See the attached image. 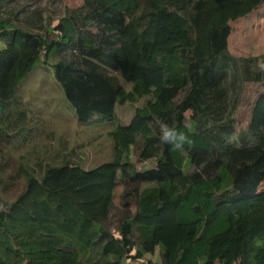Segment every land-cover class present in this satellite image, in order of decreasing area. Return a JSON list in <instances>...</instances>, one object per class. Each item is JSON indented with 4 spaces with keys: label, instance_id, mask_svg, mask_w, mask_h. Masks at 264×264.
<instances>
[{
    "label": "trees",
    "instance_id": "16d2710c",
    "mask_svg": "<svg viewBox=\"0 0 264 264\" xmlns=\"http://www.w3.org/2000/svg\"><path fill=\"white\" fill-rule=\"evenodd\" d=\"M117 1L0 0V151L17 89L39 64L80 123L115 125L110 161L7 176L4 192L25 182L0 209V264H84L77 248L97 249L101 264H264V92L241 144L208 124L183 156L159 138L161 121L186 130L188 111L227 108L233 25L264 0ZM239 60L244 81L264 84L257 57ZM129 154L151 166L138 170ZM160 245V262L146 260Z\"/></svg>",
    "mask_w": 264,
    "mask_h": 264
},
{
    "label": "rangeland",
    "instance_id": "374dc122",
    "mask_svg": "<svg viewBox=\"0 0 264 264\" xmlns=\"http://www.w3.org/2000/svg\"><path fill=\"white\" fill-rule=\"evenodd\" d=\"M82 3L83 0H67L69 8L78 7ZM117 4L124 7L129 4V0H118ZM64 24L68 34L75 37L76 32L69 12L64 18ZM92 28L96 30L97 26L93 25ZM263 56L264 4L233 25L230 38L232 64L227 71L225 83L229 97L227 108L212 118L208 115L195 118L193 112L188 111L187 117L192 131H197L208 124L207 127L222 137L226 144H231L227 141V136L233 133L237 136V140L232 143L241 144L248 140L246 131L251 120L252 109L260 93L264 92V84L244 81L238 58L257 57L261 60ZM126 87L129 88L128 85ZM15 98L12 106L13 114L7 125L11 137L9 141L3 142L0 151V168L6 165L4 171L0 170V209H6V206L22 190L24 178L6 192L2 190V184L7 176L17 174L21 171V167L41 175L47 164H60L67 158L73 165L86 169L113 159L115 144L110 131L114 129V123L98 120L80 123L74 107L65 96L62 84L55 78L50 67L44 64L37 65L21 82ZM16 109H19L21 113H17ZM125 161L132 163L138 170L151 166L150 162H137L132 154L125 156ZM174 229L181 238L190 237V234H185L187 232L185 228ZM77 250L79 256L84 257V264H101L97 249L77 248ZM162 250L161 245L157 246L155 253H147L145 259L155 263L160 262ZM133 264H140V262L134 261ZM216 264H223V262L217 260Z\"/></svg>",
    "mask_w": 264,
    "mask_h": 264
},
{
    "label": "clouds",
    "instance_id": "9594fccd",
    "mask_svg": "<svg viewBox=\"0 0 264 264\" xmlns=\"http://www.w3.org/2000/svg\"><path fill=\"white\" fill-rule=\"evenodd\" d=\"M257 69L264 72V59L257 61ZM160 128V141L163 144L170 145L173 152L183 156L188 149L196 146L194 134L192 129L185 126L186 130L178 129L177 127L169 126V124L161 121ZM237 140L235 133L227 136V141L232 143Z\"/></svg>",
    "mask_w": 264,
    "mask_h": 264
}]
</instances>
